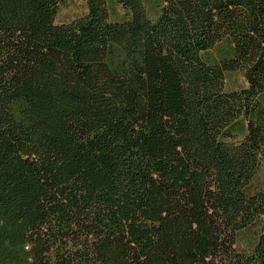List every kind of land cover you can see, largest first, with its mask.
Returning a JSON list of instances; mask_svg holds the SVG:
<instances>
[{
  "label": "trees",
  "instance_id": "1",
  "mask_svg": "<svg viewBox=\"0 0 264 264\" xmlns=\"http://www.w3.org/2000/svg\"><path fill=\"white\" fill-rule=\"evenodd\" d=\"M65 1L0 0V264H264V0Z\"/></svg>",
  "mask_w": 264,
  "mask_h": 264
},
{
  "label": "rangeland",
  "instance_id": "2",
  "mask_svg": "<svg viewBox=\"0 0 264 264\" xmlns=\"http://www.w3.org/2000/svg\"><path fill=\"white\" fill-rule=\"evenodd\" d=\"M161 0H145L144 5L150 18L154 19L159 11ZM108 12L111 21H122L125 18V12L115 0H107ZM86 13L85 0H66L58 9L55 22L57 24L66 23L83 16ZM229 42L223 41L216 45L212 50L205 53L207 62H217L222 54L228 51ZM246 86L243 74L240 71L226 73L225 89L227 91L240 90ZM241 127L233 132L235 133L228 141L237 142L244 134V122L240 121ZM252 242V237L248 232L241 233L238 238V248L240 252H246Z\"/></svg>",
  "mask_w": 264,
  "mask_h": 264
}]
</instances>
